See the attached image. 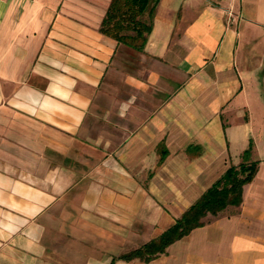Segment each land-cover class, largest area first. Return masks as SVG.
Here are the masks:
<instances>
[{"label": "crops", "instance_id": "1", "mask_svg": "<svg viewBox=\"0 0 264 264\" xmlns=\"http://www.w3.org/2000/svg\"><path fill=\"white\" fill-rule=\"evenodd\" d=\"M112 1L0 0V264H264V0H159L143 51ZM251 142L240 206L119 259Z\"/></svg>", "mask_w": 264, "mask_h": 264}, {"label": "trees", "instance_id": "2", "mask_svg": "<svg viewBox=\"0 0 264 264\" xmlns=\"http://www.w3.org/2000/svg\"><path fill=\"white\" fill-rule=\"evenodd\" d=\"M158 2L159 0H113L101 31L119 42L143 51L153 29ZM147 15L149 21L145 19ZM253 150L254 143L251 142L242 155L243 161L239 165H232L163 234L119 259L150 262L164 254L171 244L188 236L194 229L204 226L209 221V215L216 217L230 206H240L244 187L255 178L259 168V161L252 159Z\"/></svg>", "mask_w": 264, "mask_h": 264}, {"label": "rangeland", "instance_id": "3", "mask_svg": "<svg viewBox=\"0 0 264 264\" xmlns=\"http://www.w3.org/2000/svg\"><path fill=\"white\" fill-rule=\"evenodd\" d=\"M146 17H147V16H146ZM145 19L149 21V17H147V18H145Z\"/></svg>", "mask_w": 264, "mask_h": 264}]
</instances>
